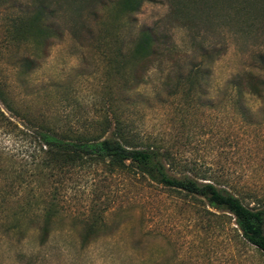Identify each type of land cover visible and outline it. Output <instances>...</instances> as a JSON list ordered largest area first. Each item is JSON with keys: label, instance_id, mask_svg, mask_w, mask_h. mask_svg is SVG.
I'll return each instance as SVG.
<instances>
[{"label": "rangeland", "instance_id": "374dc122", "mask_svg": "<svg viewBox=\"0 0 264 264\" xmlns=\"http://www.w3.org/2000/svg\"><path fill=\"white\" fill-rule=\"evenodd\" d=\"M169 6L0 0V82L14 109L0 104L12 121L0 123V264H264L231 214L138 175L93 163L30 176L35 125L93 133L117 119L168 148L178 171L207 175L264 207V22L230 14L198 27L193 40ZM151 27L172 50L136 85L132 47ZM220 46L226 52L214 59ZM15 170L29 182L18 194L10 188ZM30 188L55 204L43 243L46 214L29 202ZM93 221L98 230L81 245Z\"/></svg>", "mask_w": 264, "mask_h": 264}, {"label": "trees", "instance_id": "16d2710c", "mask_svg": "<svg viewBox=\"0 0 264 264\" xmlns=\"http://www.w3.org/2000/svg\"><path fill=\"white\" fill-rule=\"evenodd\" d=\"M141 3L142 0H121L123 8L129 11L138 10ZM169 4L170 16L178 24L188 27L193 40L197 39L198 34L194 31L198 27L203 25L213 27L230 14L237 19L260 18L264 22V0H169ZM40 12L42 10L36 13L37 16L33 17V21L39 20ZM215 18L219 19V23L213 21ZM37 26L39 29V25ZM164 43V35H161L155 27L143 29L139 33L131 54V58L136 62L134 64L136 70H133L134 78L137 79L136 85L143 81L145 70L152 62L158 60L166 51L171 52V46H165ZM215 50L214 59H218L225 54L226 47L220 46ZM193 70L199 69L194 67ZM247 80L248 88L257 93L258 84L251 77ZM234 86H240V83L234 82ZM6 94L0 82V104L5 110L14 113ZM2 106H0V123H12L2 110ZM31 132L38 140L36 150L38 155L33 157V165L28 169L30 176H37L44 167L50 166L51 175L52 165L63 169L93 163L104 164L111 172L121 171V173L138 175L185 198L204 201L207 206L217 211L231 214L241 237L264 254V207L256 208L245 204L240 197L218 185L207 175L178 171L179 163L168 148L156 140L138 137L124 121L121 120L120 125L116 119L113 126L108 123L98 132L93 133L79 130L66 133L41 124L32 127ZM14 173L10 188H17L16 194H18L19 190L29 182L25 180L21 170H15ZM58 182L61 183V180ZM30 191L29 202L33 199V204L41 207L40 211L42 208L45 210L46 219L39 225L43 243L50 230L47 219L54 214L55 204L51 202L47 207L45 205L47 201L42 200V194L35 193L32 188ZM35 216L41 217L39 214ZM98 225L97 221L85 225L81 245L91 240L89 235L98 230Z\"/></svg>", "mask_w": 264, "mask_h": 264}]
</instances>
